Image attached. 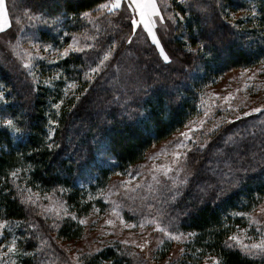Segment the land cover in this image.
Listing matches in <instances>:
<instances>
[{"label": "trees", "instance_id": "16d2710c", "mask_svg": "<svg viewBox=\"0 0 264 264\" xmlns=\"http://www.w3.org/2000/svg\"><path fill=\"white\" fill-rule=\"evenodd\" d=\"M106 1L5 0L12 20L10 27L15 25L14 19H20L27 13L48 17L56 15L62 18L63 25L72 23L69 33L80 31L81 16ZM244 2L245 6L252 8L250 15L253 12L256 15H251L249 20L243 19L244 23L239 28L227 18L225 11L235 0H192V16L187 18V25L183 23L185 27L179 28L180 32L184 30L183 36L176 37L174 41L178 55L181 53L176 56L177 65L174 67L160 60L151 47L150 39L145 43L139 40L138 37L144 38L142 26L141 29H131L133 42H128V14L121 11L107 14L120 25L112 35H108L109 43H116L117 54L121 57L120 60L114 56L109 59V65L115 67L110 73L103 69L93 80L85 79L69 100H64L68 96L64 83L36 89L25 85L27 95L19 94L18 88H9L8 101L0 107V116L3 121H18L17 127L21 131L7 134L0 131V220L19 223L16 226L19 231L14 228L12 232L19 236V249L26 255L22 256L20 264H38L37 251H41L42 242L47 238L43 233L46 229L38 224L37 218L31 217L21 197L22 191L29 188L53 192L59 187L65 190V199L72 210L79 216L89 213L95 202L94 196L106 188L115 174L124 173L138 164L152 145L181 129L196 115L205 89L233 69L264 63V0ZM199 8L203 16L196 13L195 9ZM185 11L183 9V13L188 12ZM208 19L213 27L203 29ZM217 27H221L223 34L216 31ZM49 28L39 30L44 43L63 47L69 42V39H53L50 36L53 27ZM221 36L232 44L225 49L226 55H222ZM183 37L196 51L188 50ZM201 43L207 47L198 49L197 45ZM127 51L133 54L127 55ZM63 61L64 66L59 69L57 64L50 66L52 71L56 68L76 77L78 73L70 72V69L81 66V60L75 57ZM196 63H201L196 72L193 69L184 71ZM133 64H138L140 70L117 79L111 87L103 84L105 75H111L110 80L117 72L132 69ZM37 65L40 67L39 61ZM167 69L169 71L165 73ZM0 76L8 85L15 80L14 76ZM186 82H190V86L185 87ZM134 87L139 88L132 90ZM96 89L102 90L103 96L96 97ZM123 89H126L125 93ZM119 96L123 101L131 100L115 104L112 100H119ZM53 104L60 107L53 108ZM50 119L57 120L58 124L49 125ZM53 127L56 128L54 142L60 147L48 149L46 145L53 141L47 140L46 134ZM215 133L204 148L191 152L188 186L191 192H195L206 182L214 186L219 178L231 182L222 188L205 191L206 196L199 190L194 196L191 194L192 205L201 202V206L183 219L179 229L194 232L193 241L187 243V248L197 254H213L223 264H264V257H252L226 245L227 239L247 223L244 211H249L264 199V111L235 119ZM219 148H222L221 152L217 151ZM206 152L207 159L216 154L213 159L217 163L215 171L208 177L202 174L201 168V158ZM12 172L17 175H11ZM196 172L204 177L199 178ZM184 203L186 206L189 204L186 198ZM83 231L81 223L66 221L59 227L57 236L71 239L82 236ZM59 255L64 256L62 253ZM184 261L185 257L181 258L180 264H185ZM82 264L137 263L120 247L107 246L84 259Z\"/></svg>", "mask_w": 264, "mask_h": 264}, {"label": "rangeland", "instance_id": "374dc122", "mask_svg": "<svg viewBox=\"0 0 264 264\" xmlns=\"http://www.w3.org/2000/svg\"><path fill=\"white\" fill-rule=\"evenodd\" d=\"M238 1L241 2L238 4ZM244 1L247 0H235L231 7L225 8L227 18L239 28L244 23L243 19L249 20L251 15H256V12L250 15L249 11L252 8L245 6ZM123 2L127 4L129 0ZM156 2L163 19L154 18V28L163 36V43L172 54V62L162 61L143 27V33H140L146 39L138 38L142 43L150 39L151 47L160 60L174 67L177 65L176 56L181 55L180 52L178 55L174 41L176 37L183 36L184 30L180 32L179 28L185 27L187 18L192 16L190 8L192 0H156ZM111 4L112 0H108L92 12H86L87 15L84 13L81 16L80 31L73 33H69L72 23L63 25L62 18L56 15L48 17L27 13L20 19H14L13 27H7L5 31L0 32V74L14 76L15 79L8 85L0 76V92L3 93L0 96V107L6 105L10 87L18 88L19 94L27 95L28 93L24 91L25 85L36 89L39 86L64 83L67 87L64 91L68 93L64 100H69L74 92L79 91L85 79L93 80L94 76L103 69L110 73L115 67L109 65V59L114 56L120 60L121 57L117 54L116 43H109L111 39L108 35H112L120 25L107 14L121 11L127 14L134 13L132 9L125 11L123 6L111 10ZM253 6L255 7V4ZM183 9L188 12L183 13ZM195 10L203 16L201 8ZM134 15L138 18V14L134 13ZM206 18L210 19L209 16ZM209 19L204 22L203 29L213 27ZM9 21L11 25L10 18ZM48 25L53 27L50 33L53 39L60 41L69 39V42L63 47L44 43L40 38L39 30H50ZM216 31L222 33L221 27H217ZM183 38L190 47L191 42L186 37ZM231 45L221 36L220 47L224 49L222 55H226L225 49H229ZM109 50L111 52L108 60L101 64L100 61ZM65 51L67 55H64ZM131 54L133 53L127 51V55ZM75 57L83 63L81 66L71 67L70 72L74 70L78 73L76 77L63 70H57L64 66L63 60L68 58L71 60ZM38 61L40 67L37 65ZM55 64L58 68L52 71L50 66ZM135 65L131 67L132 69L123 70L122 73L117 72L116 77L113 76L110 80L111 75H105L103 84L106 83L111 87L117 83V79L124 76L126 78L127 74L139 71L140 66ZM200 66L201 63H196L184 71L189 72L193 69L196 72L197 67ZM92 68H97V71L93 73L90 71ZM168 71L165 70V73ZM154 75L158 76L157 73ZM108 80L109 82H105ZM184 86H190V82H186ZM137 88L139 87H134L132 90ZM123 92L125 93L126 89H123ZM103 94L102 90H95L96 97ZM130 100L131 98L123 101L119 96V100L114 98L112 101L118 104ZM198 106L200 109L194 117L178 131L152 145L142 161L124 173L115 174L106 188L94 196L93 208L87 214L79 216L71 209L64 196L65 190L62 188L57 187L53 192L35 191L29 188L22 191L21 197L28 206L31 217L37 218L38 224L46 229L43 233L47 238L42 242L41 251H37L38 264H82L84 259L107 246L120 247L126 256L130 255L137 264H180V259L183 257L185 264H213L215 260H220L213 254L203 255L202 252L197 254L190 247L187 248V243L193 241L194 232L180 230L179 225L201 206V202L192 205L197 190L202 194L205 193L206 196L208 190L215 187L222 188L231 180L227 182L219 178V182L213 183L214 186L206 182L203 186H198L195 192H191L188 186L190 155L191 152L204 148L221 126L240 117L262 112H255L253 109H264V63L250 68L233 69L226 73L214 85L203 91ZM0 121H3L2 116ZM220 132L215 133V137ZM181 133L186 135L182 136ZM217 151L221 152L222 148ZM175 153L180 155L177 156ZM207 156L206 152L201 158L202 174L206 177L215 171L217 164L216 159H213L216 154L208 159ZM199 172H196V175L199 178L204 177ZM191 194L193 196L189 199ZM185 198L189 203L188 206L184 203ZM244 215L247 223L227 239L226 245L240 249L246 254L247 250L243 245L264 242V199L249 211H244ZM81 220L84 221L82 236L71 239L57 236L59 227L66 221L80 223ZM109 220L112 221L111 224L107 223ZM18 225L16 221L0 220V264H20V259L25 255L21 254L18 246L19 236L12 232L14 228L15 231H19L16 230ZM159 227L171 232L173 237L179 236L180 239L170 238L165 232L160 231ZM38 235L41 237L39 232ZM234 236L238 237V240L230 239ZM13 241H15V250L11 247ZM60 253L64 256H60ZM250 256L262 258L264 253L257 251L256 255Z\"/></svg>", "mask_w": 264, "mask_h": 264}, {"label": "snow or ice", "instance_id": "6c2138e0", "mask_svg": "<svg viewBox=\"0 0 264 264\" xmlns=\"http://www.w3.org/2000/svg\"><path fill=\"white\" fill-rule=\"evenodd\" d=\"M125 8V11L127 9H132L134 13L138 14V18L134 17L132 13H128V24H129V35L127 37L128 42L131 44L133 42L132 36H131V29L133 27L140 28L141 26L143 29L146 30L148 36L151 39V42L154 46V48L157 50L158 56L162 58V61L165 63H171L172 62V54L170 50L167 49L166 45L163 43V36L158 34V30H155L154 28V18L159 17L160 19H163V17L160 16V9L156 2V0H129L127 4L123 3V0H112L111 4V10H117L121 7ZM107 7V5H105ZM87 15V13H85ZM7 27H10V21L8 18V11L5 5V0H0V32L5 31ZM207 47L206 44H198V49H203ZM189 51H196V49L188 48ZM111 50L109 52H106L104 54V59L100 61L101 64H103L106 60H108ZM67 51H65L64 55H67ZM93 73L97 71V68L90 69ZM3 93L0 92V96H2ZM53 108H59V104H53ZM253 111L260 112L264 111V109L261 108H254ZM18 121H15L14 119H5L3 121V124L0 125V131L7 133H19L21 131L20 128L17 127ZM49 125H57L58 121L55 119H50L48 121ZM56 135V128H51L47 134L46 139L53 141L52 143H48L46 147L48 149H52L53 147L59 148V144H55L54 142V136ZM181 135H186L185 133H181ZM175 155L179 156L180 153H175ZM11 175L16 176V172H12ZM75 217H73L74 219ZM81 224L84 223L83 220L80 221ZM107 223L111 224L112 221H107ZM159 230L162 232H165L170 238L180 239L179 236H172L171 232H167L163 227H159ZM230 239L238 240V237H231ZM12 249L15 250V241H13ZM143 247V245H141ZM243 247L247 250L246 254L248 255H256L257 251L260 253H264V242L251 244V245H243ZM256 250V251H254ZM213 264H223L220 260H215Z\"/></svg>", "mask_w": 264, "mask_h": 264}, {"label": "crops", "instance_id": "0c3cea01", "mask_svg": "<svg viewBox=\"0 0 264 264\" xmlns=\"http://www.w3.org/2000/svg\"><path fill=\"white\" fill-rule=\"evenodd\" d=\"M5 5H6V2H5ZM137 16V15H136ZM137 18V17H136Z\"/></svg>", "mask_w": 264, "mask_h": 264}]
</instances>
